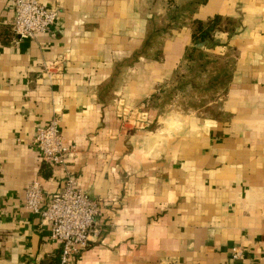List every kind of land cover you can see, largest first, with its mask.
I'll list each match as a JSON object with an SVG mask.
<instances>
[{
    "label": "crops",
    "instance_id": "obj_1",
    "mask_svg": "<svg viewBox=\"0 0 264 264\" xmlns=\"http://www.w3.org/2000/svg\"><path fill=\"white\" fill-rule=\"evenodd\" d=\"M40 1L58 19L18 38L14 0H0V264H60L61 243L24 197L38 180L45 209L68 178L101 202L91 243L69 264H264V0L198 7L193 20L238 21L204 48L235 50L232 76L207 106L165 111L153 100L192 46L190 25L155 60L137 56L141 0ZM59 60L49 79L43 66ZM53 117L77 148L67 168L33 145Z\"/></svg>",
    "mask_w": 264,
    "mask_h": 264
},
{
    "label": "trees",
    "instance_id": "obj_2",
    "mask_svg": "<svg viewBox=\"0 0 264 264\" xmlns=\"http://www.w3.org/2000/svg\"><path fill=\"white\" fill-rule=\"evenodd\" d=\"M207 0H141L147 18V34L137 56L161 59L162 46L173 30L192 28V46L173 79L159 86L153 106L161 111L173 106L196 110L224 96L236 62L235 50L217 55L196 47L203 41L215 42L218 32L234 35L238 21L215 16L206 21L193 20V13Z\"/></svg>",
    "mask_w": 264,
    "mask_h": 264
},
{
    "label": "built area",
    "instance_id": "obj_3",
    "mask_svg": "<svg viewBox=\"0 0 264 264\" xmlns=\"http://www.w3.org/2000/svg\"><path fill=\"white\" fill-rule=\"evenodd\" d=\"M58 16L57 8L45 6L40 0H14V17L10 26L18 38H34L45 33ZM60 63L59 60L44 65V74L51 79L55 64ZM59 122L58 117H53L48 124L39 126L32 141L45 163L67 168L74 162L77 148L64 142ZM125 122L128 123L126 119ZM42 203L43 187L38 180H34L25 192L24 207L49 223L52 237L61 243L60 264H69L73 255L79 254L91 243L101 202L90 198L73 178H68L63 190L51 198L47 208H42ZM242 254L243 249L239 248L232 256L238 259Z\"/></svg>",
    "mask_w": 264,
    "mask_h": 264
},
{
    "label": "water",
    "instance_id": "obj_4",
    "mask_svg": "<svg viewBox=\"0 0 264 264\" xmlns=\"http://www.w3.org/2000/svg\"><path fill=\"white\" fill-rule=\"evenodd\" d=\"M212 46H214V44H210V42L209 41H203V42H201V43H199V44H197V48H200V49H204V48H207V49H209V48H211Z\"/></svg>",
    "mask_w": 264,
    "mask_h": 264
}]
</instances>
